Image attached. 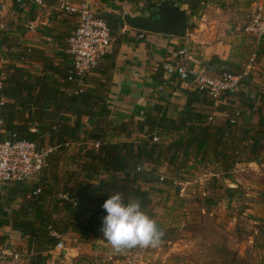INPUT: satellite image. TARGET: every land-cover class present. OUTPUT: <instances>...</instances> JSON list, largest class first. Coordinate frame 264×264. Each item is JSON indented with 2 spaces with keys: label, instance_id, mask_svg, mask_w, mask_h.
Wrapping results in <instances>:
<instances>
[{
  "label": "trees",
  "instance_id": "1",
  "mask_svg": "<svg viewBox=\"0 0 264 264\" xmlns=\"http://www.w3.org/2000/svg\"><path fill=\"white\" fill-rule=\"evenodd\" d=\"M161 1L140 0L143 4L140 13L157 8ZM175 1L185 5L190 15L199 17L203 5L211 0ZM101 16L119 43V32L126 24L123 14L104 12ZM193 25L190 22V30ZM260 40L257 60L264 57V36ZM6 41L7 37L0 46ZM60 55L63 56L60 63L40 51H22L12 56L41 61L42 72L16 64L0 67V75L5 73L0 88V128L4 130L0 139L15 135V139L53 147L39 178L15 181L0 191V231L9 226L21 232L26 238L27 252L11 244L8 236L1 233L0 250L12 247L27 255V264H47L59 241L51 235L52 229L62 235L76 233L82 242H107L101 232L107 214L102 205L114 192H120L125 200L139 198L143 210L156 220L151 189L143 185H155L161 180L172 184L177 179L176 173L186 165L193 169L218 168L221 180L212 187L217 201L221 196L229 199L247 196L243 186L232 187L223 181L232 177L237 163L264 164V88L251 82L244 87L241 81L238 92H224L226 102L219 103L195 88L178 113L171 115L168 105L156 104L141 117H131L110 127L108 99L117 51L105 54L82 83L77 77L69 80L73 68L71 55L67 52ZM210 64L218 73L247 77L243 66L233 58L214 56ZM162 72L163 66L156 77L159 83L163 82ZM227 93H232L229 98ZM216 112L228 116L222 118ZM249 112L258 114L259 119H245ZM240 119L243 122L239 123ZM109 132L125 139L109 141ZM137 132L147 138L132 140ZM157 132L162 137L175 133L176 137L169 143L154 141L152 135ZM97 142L99 146L95 145ZM76 146L77 150L71 151ZM137 165H142L143 171L137 172ZM164 165L173 176L163 178L160 169ZM60 194H66L67 198ZM156 222L165 233L162 241L172 240L174 231ZM235 261L231 264L243 260Z\"/></svg>",
  "mask_w": 264,
  "mask_h": 264
},
{
  "label": "rangeland",
  "instance_id": "2",
  "mask_svg": "<svg viewBox=\"0 0 264 264\" xmlns=\"http://www.w3.org/2000/svg\"><path fill=\"white\" fill-rule=\"evenodd\" d=\"M137 6L141 10L143 4ZM261 6H264V0H211L203 5L201 16L191 19L194 28L190 31L205 21V26L208 25L206 40L217 38L216 41L231 48V57L246 71L247 77L242 78L244 87L246 83L260 85L264 81V57L257 60L262 40L245 31ZM182 7L186 8L185 5ZM6 42L10 46L15 43L9 38ZM10 52L6 51L4 58L0 54V67L8 64H19L17 66L21 67L15 59L9 58L15 51ZM177 79L176 83H181ZM231 94L227 93L228 98ZM174 108L175 105H171L169 109L174 111ZM156 135L160 142L167 143L176 137L175 133L165 137L160 136L159 132ZM120 138L125 139V136L109 134V141L117 142ZM131 138L138 141L147 136L137 132ZM77 148L73 147L71 151ZM234 168L232 177L223 182L232 187L238 184L243 186L247 196L243 194L241 199L221 196L217 201L212 187L221 177L215 166L193 169L186 165L180 173H176L177 179L172 184H165L163 180L155 185L144 184L143 187L151 189V205L156 220L174 231L173 239L162 241L155 248L126 249L123 250L126 255L120 251L114 258L110 257L112 249L108 245L109 251H103L110 255H100L102 248H98L96 254L86 258L85 264H231L235 260H243L239 264H264V164H242ZM160 171L163 178L174 175L167 165L162 166ZM180 177L185 179L180 181ZM63 241L70 248L78 244L79 239L71 233ZM22 258L23 264H27V255Z\"/></svg>",
  "mask_w": 264,
  "mask_h": 264
},
{
  "label": "crops",
  "instance_id": "3",
  "mask_svg": "<svg viewBox=\"0 0 264 264\" xmlns=\"http://www.w3.org/2000/svg\"><path fill=\"white\" fill-rule=\"evenodd\" d=\"M83 1L90 2L99 14L104 12L138 14L140 10L137 5H142L140 0H71L73 3ZM60 4L61 0H44L41 4L34 1L24 4L18 0H0V28L4 32L0 34V43L5 37L15 42L14 46H10L7 42L0 46L2 57H5L6 51H9L10 54V50L15 51L9 56L10 59H14L12 56H16L22 51H32L33 53L40 51L45 56L54 58L55 63L62 62L63 56L60 55V52L68 53V38L77 24L74 17L65 14L60 9ZM194 17L197 16H192L189 13L190 22ZM207 26H205V21L200 22L199 27L189 31L185 38L151 32H146L143 38H139L138 30L127 26V24L123 25L119 32V43L114 40L108 51V53L113 50L117 51L116 67L113 71L111 93L108 99L111 109L110 127L117 126L131 117L139 118L145 110L153 108L156 104L174 103V111L169 109V114L178 113L184 109L188 94L195 89L194 86L182 81L177 84V77L164 72H162V83H159L156 78L160 76L161 67L172 60L173 50L187 47L193 52L195 58V62L188 63L189 67L198 68L208 74H218V70L210 64L212 58L214 56H219L224 60L232 58L231 48L221 41H216L217 38L206 40ZM201 27H205V29ZM212 34L214 35V33ZM15 60L21 64L22 68L43 71L41 61L29 60L25 57ZM259 86L264 88V81ZM216 102H226V99L220 97ZM216 113L222 118L228 116ZM245 119L257 121L259 115L249 112L245 114ZM241 122H243L242 119L239 120V123ZM253 163L257 162H241L237 163L236 167ZM0 233L8 236L10 243L22 252H27L26 238L21 232L6 226ZM74 235L79 237L76 233ZM65 237L66 235H63V239ZM108 245L110 244L103 241L88 243L79 240L78 244L73 247L65 246L63 250H66V253H63V250L61 253L54 250L47 264H85L86 258L89 255H94L93 253L101 248L100 255H108L109 253L103 251H109ZM111 249L112 255H109L114 258L118 252L112 247ZM122 254L126 255L124 251ZM19 255V263L11 256L0 260V264H23V255L20 253Z\"/></svg>",
  "mask_w": 264,
  "mask_h": 264
},
{
  "label": "built area",
  "instance_id": "4",
  "mask_svg": "<svg viewBox=\"0 0 264 264\" xmlns=\"http://www.w3.org/2000/svg\"><path fill=\"white\" fill-rule=\"evenodd\" d=\"M18 1L24 4L28 1L41 4L44 0ZM60 9L76 19V28L68 39L67 50L73 59L69 80L77 77L82 83L86 75L93 73L108 53L115 37L111 34L105 18L94 10L90 2L73 3L71 0H61ZM245 31L258 38L264 36V6L259 7L245 27ZM145 33L138 30V37L143 38ZM171 55L172 60L163 66L165 74L175 76L215 99L222 97L224 92L236 91L241 87L242 75L230 72L208 74L198 68L189 67L188 63L195 62V58L193 52L187 47L173 50ZM4 74L3 72L0 75V88ZM0 132L4 130L0 128ZM153 140L159 141L156 133L153 135ZM95 145L99 146V143ZM52 151L51 146H40L34 141L15 139V135L5 140L0 139V191L12 182L39 178L47 156ZM60 197L67 198V195L60 194ZM50 233L59 239L55 250L61 252L65 248L63 235L54 229ZM11 256L19 263L20 255L14 248L6 247L0 250V260Z\"/></svg>",
  "mask_w": 264,
  "mask_h": 264
},
{
  "label": "clouds",
  "instance_id": "5",
  "mask_svg": "<svg viewBox=\"0 0 264 264\" xmlns=\"http://www.w3.org/2000/svg\"><path fill=\"white\" fill-rule=\"evenodd\" d=\"M136 171H143V166L137 165ZM102 207L107 213L102 220V236L115 251L155 248L161 243L165 233L143 210L139 198L125 200L120 192H114Z\"/></svg>",
  "mask_w": 264,
  "mask_h": 264
},
{
  "label": "water",
  "instance_id": "6",
  "mask_svg": "<svg viewBox=\"0 0 264 264\" xmlns=\"http://www.w3.org/2000/svg\"><path fill=\"white\" fill-rule=\"evenodd\" d=\"M188 8L178 5L175 0H162L157 8L147 13L125 12L123 20L127 26L145 32L185 38L190 31ZM66 253V250H63Z\"/></svg>",
  "mask_w": 264,
  "mask_h": 264
}]
</instances>
